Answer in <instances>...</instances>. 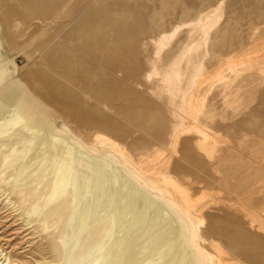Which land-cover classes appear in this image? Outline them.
Returning a JSON list of instances; mask_svg holds the SVG:
<instances>
[{
	"label": "rangeland",
	"instance_id": "1",
	"mask_svg": "<svg viewBox=\"0 0 264 264\" xmlns=\"http://www.w3.org/2000/svg\"><path fill=\"white\" fill-rule=\"evenodd\" d=\"M260 42L264 0H0L1 65L58 123L107 137L152 197L174 178L203 256L234 264H264V78L246 59Z\"/></svg>",
	"mask_w": 264,
	"mask_h": 264
},
{
	"label": "bare ground",
	"instance_id": "2",
	"mask_svg": "<svg viewBox=\"0 0 264 264\" xmlns=\"http://www.w3.org/2000/svg\"><path fill=\"white\" fill-rule=\"evenodd\" d=\"M215 17L205 16L203 32ZM246 59L264 78V42ZM107 141L58 123L0 62V204L8 201L0 212L11 229L22 221L25 264H234L203 256L200 221L180 209L186 199L174 178L158 177L162 197H152L105 151ZM14 240L0 238V264H22L8 251Z\"/></svg>",
	"mask_w": 264,
	"mask_h": 264
}]
</instances>
